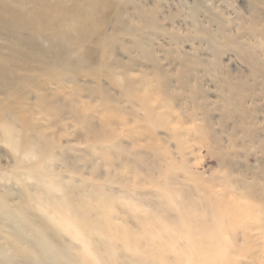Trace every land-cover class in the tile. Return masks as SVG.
I'll use <instances>...</instances> for the list:
<instances>
[{
    "label": "rangeland",
    "instance_id": "obj_1",
    "mask_svg": "<svg viewBox=\"0 0 264 264\" xmlns=\"http://www.w3.org/2000/svg\"><path fill=\"white\" fill-rule=\"evenodd\" d=\"M121 3L120 17L105 37L115 39L114 57L131 68L116 77L135 79L134 99L123 97L107 77L101 82L107 93H102L91 78L62 83L45 76L42 89L24 106L31 116L41 93L43 104L57 110L68 112L72 100L83 110L87 105L88 129L76 127L67 113L60 120L69 128L39 137L53 147L56 162L50 172L65 182L77 172L78 186L95 182L114 193L127 186L135 191L134 201L145 202L152 213L160 211V191L168 183L173 191L184 192L186 201L216 204L227 215L225 222L236 229L224 241L236 251L232 260L264 264V0ZM140 31L147 48L127 53L125 47H132ZM11 41L0 38V44ZM145 77L152 82L141 84ZM6 100L0 93V102ZM35 120L42 123L45 117L37 114ZM14 171L13 155L0 143V175L8 178ZM49 213L35 212L44 221ZM118 213L125 214L122 209ZM0 222V246L9 250L3 238L10 241L15 222L1 217ZM139 224L137 218L130 222L134 230ZM33 229L26 222L25 230ZM171 230L177 234L178 227ZM73 245L82 249L81 243Z\"/></svg>",
    "mask_w": 264,
    "mask_h": 264
},
{
    "label": "bare ground",
    "instance_id": "obj_2",
    "mask_svg": "<svg viewBox=\"0 0 264 264\" xmlns=\"http://www.w3.org/2000/svg\"><path fill=\"white\" fill-rule=\"evenodd\" d=\"M121 1L0 0V38L12 39L0 44V93L7 95L0 102V143L15 161V171L8 178L0 175V217L15 222L10 241L3 238L9 250L0 246V264H152L150 259L160 264H237L231 258L236 251L225 243L236 229L225 222L227 215L216 209L218 205L207 204L211 210H205L204 201H186L184 192L173 191L167 183L160 191V211L152 213L145 202L140 206L134 201L135 191L127 186L119 193L95 182L78 186L76 171L65 182L49 170L56 162L53 147L39 137L54 128H69L60 120L67 113L76 127L88 129L90 113L86 104L83 110V104L73 100L68 102V112L57 110L55 105L43 104L41 93L39 106H32L33 114H27L31 112L24 106L44 86L43 77L62 83L91 78L102 93H107L101 85L107 77L128 101L135 97V79L116 77L131 68L114 57L116 49L110 48L115 39L105 37L120 17ZM260 33L264 35V30ZM42 41L49 46L43 47ZM131 46L124 48L127 53L147 48L141 31ZM147 81L152 82L145 77L141 84ZM142 98L147 103L144 94ZM37 114L45 117L41 124L34 123ZM173 178L170 175L167 181ZM36 211L51 213L44 221L36 217ZM136 218L140 224L134 230L130 222ZM26 222L34 229L26 231ZM174 226L177 234L171 230ZM76 242L82 244L81 250L74 247Z\"/></svg>",
    "mask_w": 264,
    "mask_h": 264
}]
</instances>
